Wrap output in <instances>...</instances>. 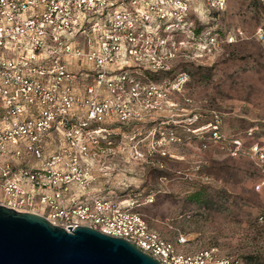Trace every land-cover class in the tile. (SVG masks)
<instances>
[{"label": "built area", "instance_id": "2783aa9c", "mask_svg": "<svg viewBox=\"0 0 264 264\" xmlns=\"http://www.w3.org/2000/svg\"><path fill=\"white\" fill-rule=\"evenodd\" d=\"M226 5L0 0V206L123 238L160 264H239L215 246L178 249L152 229L140 211L153 203L151 191L137 203L93 184L110 176L116 159L125 160L126 146L140 156L143 139L122 142L125 130L148 126L147 155L175 157L168 147L182 138L173 126L189 130L187 107L176 99L183 100L188 73L175 72L176 63L219 49L214 21ZM219 123L216 115L193 133L203 140L207 131L225 146ZM114 135L121 138L116 147ZM228 153H245L243 142L232 138ZM248 153L264 174V150L253 143Z\"/></svg>", "mask_w": 264, "mask_h": 264}, {"label": "rangeland", "instance_id": "374dc122", "mask_svg": "<svg viewBox=\"0 0 264 264\" xmlns=\"http://www.w3.org/2000/svg\"><path fill=\"white\" fill-rule=\"evenodd\" d=\"M216 23L219 49L186 66L177 62L174 69L188 73L183 100L176 99L189 114L188 131L173 126L182 138L168 147L175 157L158 151L147 155L148 126L125 130L122 142L143 139L140 156L126 146L125 160L116 159L110 176L97 182L114 188L116 198L132 197L137 203L151 191L153 203L140 211L178 249L215 246L239 264H264V174L248 153L253 143L264 150V0H227ZM231 36L234 41L228 43ZM216 115L225 146L210 140L207 131L203 140L193 133ZM232 138L243 142L245 153H228ZM120 139L111 137L114 147ZM195 193L198 197L190 199ZM179 237L185 238L182 246Z\"/></svg>", "mask_w": 264, "mask_h": 264}, {"label": "water", "instance_id": "95a60500", "mask_svg": "<svg viewBox=\"0 0 264 264\" xmlns=\"http://www.w3.org/2000/svg\"><path fill=\"white\" fill-rule=\"evenodd\" d=\"M0 264H160L123 238L0 206Z\"/></svg>", "mask_w": 264, "mask_h": 264}, {"label": "crops", "instance_id": "0c3cea01", "mask_svg": "<svg viewBox=\"0 0 264 264\" xmlns=\"http://www.w3.org/2000/svg\"><path fill=\"white\" fill-rule=\"evenodd\" d=\"M119 168V167H118ZM118 170V169H117ZM94 184V188L95 189H100V190H103L105 189V185L102 183V185L98 186L100 183L99 182H96V183H93Z\"/></svg>", "mask_w": 264, "mask_h": 264}, {"label": "trees", "instance_id": "16d2710c", "mask_svg": "<svg viewBox=\"0 0 264 264\" xmlns=\"http://www.w3.org/2000/svg\"><path fill=\"white\" fill-rule=\"evenodd\" d=\"M181 70H182V69H178V68L176 69L177 72H180ZM198 195H199L198 193L192 194V195L190 196V199L195 200V199L198 197Z\"/></svg>", "mask_w": 264, "mask_h": 264}]
</instances>
